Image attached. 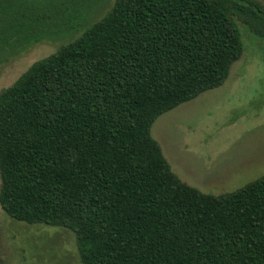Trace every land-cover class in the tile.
<instances>
[{
  "label": "trees",
  "instance_id": "16d2710c",
  "mask_svg": "<svg viewBox=\"0 0 264 264\" xmlns=\"http://www.w3.org/2000/svg\"><path fill=\"white\" fill-rule=\"evenodd\" d=\"M82 0H0V64L75 34ZM253 0H115L77 39L0 93V208L64 228L81 264H264V176L204 194L150 133L221 87L243 54Z\"/></svg>",
  "mask_w": 264,
  "mask_h": 264
},
{
  "label": "rangeland",
  "instance_id": "374dc122",
  "mask_svg": "<svg viewBox=\"0 0 264 264\" xmlns=\"http://www.w3.org/2000/svg\"><path fill=\"white\" fill-rule=\"evenodd\" d=\"M75 34L45 40L0 64V93L34 63L56 53L100 21L115 0H82ZM264 6V0H253ZM243 54L225 83L161 115L152 138L171 170L201 193L222 195L264 176V37L234 18ZM0 264H81L76 239L64 228L28 225L0 208Z\"/></svg>",
  "mask_w": 264,
  "mask_h": 264
}]
</instances>
